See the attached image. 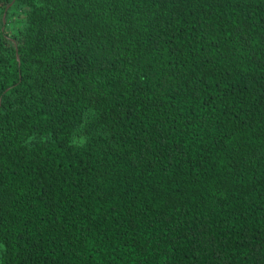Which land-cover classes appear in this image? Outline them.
<instances>
[{
  "label": "trees",
  "instance_id": "trees-1",
  "mask_svg": "<svg viewBox=\"0 0 264 264\" xmlns=\"http://www.w3.org/2000/svg\"><path fill=\"white\" fill-rule=\"evenodd\" d=\"M0 264H264V0H0Z\"/></svg>",
  "mask_w": 264,
  "mask_h": 264
}]
</instances>
